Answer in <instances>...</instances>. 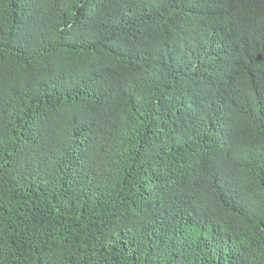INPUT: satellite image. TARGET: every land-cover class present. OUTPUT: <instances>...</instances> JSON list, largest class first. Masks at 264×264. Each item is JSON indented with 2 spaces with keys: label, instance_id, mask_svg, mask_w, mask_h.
<instances>
[{
  "label": "trees",
  "instance_id": "trees-1",
  "mask_svg": "<svg viewBox=\"0 0 264 264\" xmlns=\"http://www.w3.org/2000/svg\"><path fill=\"white\" fill-rule=\"evenodd\" d=\"M0 264H264V0H0Z\"/></svg>",
  "mask_w": 264,
  "mask_h": 264
}]
</instances>
